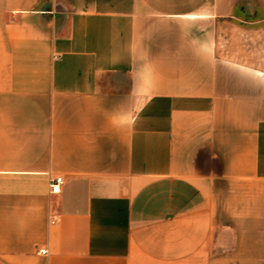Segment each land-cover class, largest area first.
<instances>
[{"label":"crops","instance_id":"1","mask_svg":"<svg viewBox=\"0 0 264 264\" xmlns=\"http://www.w3.org/2000/svg\"><path fill=\"white\" fill-rule=\"evenodd\" d=\"M225 20L264 38V0H0V264H264V66Z\"/></svg>","mask_w":264,"mask_h":264},{"label":"rangeland","instance_id":"2","mask_svg":"<svg viewBox=\"0 0 264 264\" xmlns=\"http://www.w3.org/2000/svg\"><path fill=\"white\" fill-rule=\"evenodd\" d=\"M246 14L256 12L253 5ZM225 20L217 28V51L222 56L241 62L264 66V38L251 34V24Z\"/></svg>","mask_w":264,"mask_h":264},{"label":"built area","instance_id":"3","mask_svg":"<svg viewBox=\"0 0 264 264\" xmlns=\"http://www.w3.org/2000/svg\"><path fill=\"white\" fill-rule=\"evenodd\" d=\"M64 182V177L62 174H56L49 178V191L50 192H58L61 189V185ZM51 221H54V217L51 218ZM47 249L44 247H40L38 252L46 253Z\"/></svg>","mask_w":264,"mask_h":264}]
</instances>
